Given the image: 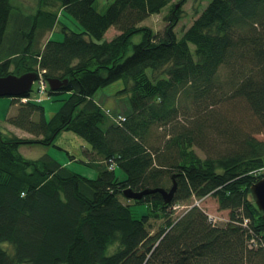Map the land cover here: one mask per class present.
<instances>
[{
    "label": "trees",
    "instance_id": "1",
    "mask_svg": "<svg viewBox=\"0 0 264 264\" xmlns=\"http://www.w3.org/2000/svg\"><path fill=\"white\" fill-rule=\"evenodd\" d=\"M39 1L60 4L83 30L62 24L64 40L37 49L38 30L53 32L60 22L40 10L21 19L15 48L4 54L12 4L0 0V77L43 71L47 81L70 79L57 93L68 98L49 120L42 103L13 99L20 106L8 123L36 139L0 133V264H264V219L251 193L264 178V141L255 137L264 134V0H211L181 38L176 27L186 0H105L111 4L103 13L97 0ZM171 5L161 33L140 26ZM111 28L119 34L109 41ZM137 35L142 40L134 45ZM15 63L18 72L11 73ZM120 80L133 113L103 129L106 113L93 97ZM236 102L255 117L257 130L210 111ZM156 129L166 134L152 143ZM63 131L90 144V159L78 162L96 169V179L49 155H21L22 145H52ZM212 131L223 150L201 158L196 148ZM169 180L177 183L171 204L159 193L141 201L124 195L169 190ZM209 196L229 211L224 226L197 206L171 219L175 204ZM123 199L148 202L152 210L135 219ZM152 219L164 220L156 233Z\"/></svg>",
    "mask_w": 264,
    "mask_h": 264
},
{
    "label": "rangeland",
    "instance_id": "2",
    "mask_svg": "<svg viewBox=\"0 0 264 264\" xmlns=\"http://www.w3.org/2000/svg\"><path fill=\"white\" fill-rule=\"evenodd\" d=\"M182 0H174L172 4H179ZM211 0H186L184 6L181 7V20L176 27V33L179 38L182 37L183 33L194 23V21L202 14L205 8L208 6ZM12 4V17L10 19L8 29H7V41L5 48L3 50L4 54H7L15 48V41L18 40V31L22 27L23 22L22 18L35 17L38 11H46L55 13L60 22L58 21L53 29V32H50L46 29H39L37 36L38 39L37 49H42L48 40H54L58 42H62L64 40V34L62 32V24L70 28L75 32H82V27L79 23L69 14L62 10L60 4L52 2L50 6L41 5L39 0H11ZM111 4L110 1L105 0H97L95 3V7L99 12L103 13L107 9V7ZM172 6H168L165 8L162 13L158 15H153L148 18L146 21L140 24L141 27H149L155 33H161L165 26L167 25V17L172 10ZM24 26V25H23ZM21 31V30H20ZM119 34V32L112 28L108 35ZM36 36V37H37ZM142 40L141 35H137L133 38L132 42L134 45L139 44ZM18 65L13 64L10 72L17 73L16 70ZM20 69L22 68L19 65ZM36 86H34L35 90ZM127 88V83L124 80L117 81L105 88H102L96 92L94 95V99L100 104L104 114L106 113V122L102 124V128L106 129L110 126L115 118L120 115L123 117H128L133 113V107L130 102L129 94H122L121 91ZM67 93L62 94H49L43 96L42 106L45 108V114L47 119H51L62 107L64 100L68 98ZM12 97H2L0 98V133L4 135V137H16L18 139H36L32 135L26 133L25 131L11 126L8 123V119L17 114L20 103L13 104ZM211 113L221 112L224 113L227 119L236 120L237 118L241 121L242 127L247 131H255L256 128V119L251 115V113L247 110L246 106L243 103H230L227 107L216 106L210 109ZM223 131V130H221ZM214 131L210 132V136L208 137V141L204 145L203 148H196V152L199 157L206 158L207 156H214L223 150L222 138L219 134H214ZM166 131L161 129H156L152 135V143L154 141L161 140V136L165 135ZM224 134V132H222ZM226 135V134H224ZM225 137V136H224ZM255 137L259 140L264 141V134H255ZM20 153L23 157L30 160H37L44 155H49L54 158L59 163L65 165L71 171L79 173L87 178L96 179L98 177V171L94 168L85 166L81 162L78 161H88L90 159V154L92 153V148L90 144L73 133L72 131H63L61 132L55 139L52 145H42V144H34V145H22L20 147ZM71 157L76 158V162L71 161ZM117 177L120 181L126 179L125 173L118 169ZM172 186L171 180H169L166 184V188L169 189ZM125 203L131 205L132 215L135 219H140L144 216H147L151 210L152 206L148 202L141 203L139 205H134V203L130 202L127 199H123ZM193 206H197L201 209L207 216L212 218V221H216L217 224L224 226L229 220V211H223L219 209L218 201L214 197H207L204 200L193 199L190 202L175 204L173 207H177L173 209V219L174 221L178 220L182 217L188 209ZM164 225L163 219H152L150 221V230L152 233L158 232L161 227ZM4 247L12 254L13 250L9 244H4Z\"/></svg>",
    "mask_w": 264,
    "mask_h": 264
},
{
    "label": "water",
    "instance_id": "3",
    "mask_svg": "<svg viewBox=\"0 0 264 264\" xmlns=\"http://www.w3.org/2000/svg\"><path fill=\"white\" fill-rule=\"evenodd\" d=\"M37 78L38 74L36 72H28L22 75L9 74L5 77H0V98L12 97L17 99L27 97L31 93ZM48 84L51 92L58 93L68 88L70 79H49ZM176 191L177 183L173 180V185L169 190L158 188L136 192L132 189H126L124 195L129 200L141 201L148 195L159 193L161 194L164 203L171 204ZM251 193L255 204L262 213L264 219V178L252 185Z\"/></svg>",
    "mask_w": 264,
    "mask_h": 264
},
{
    "label": "built area",
    "instance_id": "4",
    "mask_svg": "<svg viewBox=\"0 0 264 264\" xmlns=\"http://www.w3.org/2000/svg\"><path fill=\"white\" fill-rule=\"evenodd\" d=\"M38 74V78L34 84V86H36L35 90H34V86L33 89L31 91V93L29 94L30 96L27 98H22V102L26 103L28 101H34L36 103H42L41 101H43V96L44 95H49L50 90H49V84L48 81L44 78V72L43 71H37L36 72ZM125 121V118L122 116L117 117L116 119V123L121 124L122 122ZM111 170L114 169V165H111ZM177 207H173V209H176ZM210 220H212V218L209 216ZM212 222H216V221H212Z\"/></svg>",
    "mask_w": 264,
    "mask_h": 264
},
{
    "label": "crops",
    "instance_id": "5",
    "mask_svg": "<svg viewBox=\"0 0 264 264\" xmlns=\"http://www.w3.org/2000/svg\"><path fill=\"white\" fill-rule=\"evenodd\" d=\"M111 29H112V28H111ZM111 29H110V30H111ZM110 30L106 33V36H105L106 39L109 40V41L112 40L114 37H116V35H115L114 33H113L112 35H110V36L108 35V33L110 32ZM117 35H118V34H117ZM93 98H94V97H93ZM94 101H95L98 105H100L95 99H94Z\"/></svg>",
    "mask_w": 264,
    "mask_h": 264
}]
</instances>
